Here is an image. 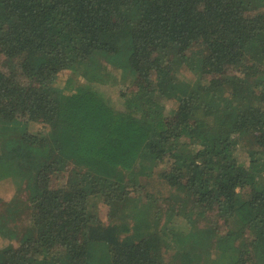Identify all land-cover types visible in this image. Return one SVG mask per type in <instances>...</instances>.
<instances>
[{
	"label": "trees",
	"instance_id": "obj_1",
	"mask_svg": "<svg viewBox=\"0 0 264 264\" xmlns=\"http://www.w3.org/2000/svg\"><path fill=\"white\" fill-rule=\"evenodd\" d=\"M16 120L0 264H264V0H0Z\"/></svg>",
	"mask_w": 264,
	"mask_h": 264
},
{
	"label": "rangeland",
	"instance_id": "obj_2",
	"mask_svg": "<svg viewBox=\"0 0 264 264\" xmlns=\"http://www.w3.org/2000/svg\"><path fill=\"white\" fill-rule=\"evenodd\" d=\"M116 56V55H115ZM117 57V56H116ZM172 57V54H169V58ZM103 60H106V58H103ZM100 63H109L110 66H114V60L111 58L110 61H99ZM33 65L32 61H27V68H31ZM112 68V67H111ZM176 66L174 67L175 70ZM121 70L113 69L112 71H117L118 76L111 79V82L109 83V87L114 88V94H118L119 91L122 89L124 90H136L141 87H144L146 84L142 82L140 78H137L134 76V74L129 69L120 68ZM229 71V70H228ZM67 73L60 74V80L63 82L66 80ZM108 86H105V89L108 90ZM177 102L171 101L168 103V108H174L176 107ZM22 128V129H21ZM24 130V127H22V123L20 121L16 120L13 122L8 123H2L0 124V211L3 212L1 209H7L13 208L14 205L18 206L20 198L23 201H26L27 193L25 186H19L16 183V180L18 178V175L15 174V172H11L8 170V167H3V163L7 162V160L10 159H18V163L24 167H27L26 165H30L31 167H38L41 165V162L43 159H38V161L33 160L29 156L28 151V145L21 144V136L22 131ZM20 138V139H19ZM24 152V153H23ZM28 164H26V163ZM45 163V161H43ZM22 163V164H21ZM28 168V167H27ZM12 174H14L12 176ZM25 211L21 214L16 215L15 221L17 222V225L20 229H23L24 226V217ZM21 216V217H20ZM20 217V218H19ZM9 220V219H8ZM211 222H202L199 224V227H202L206 229ZM10 225H8L9 227ZM12 226V225H11ZM1 230H6V228H1ZM0 230V231H1ZM8 230V229H7ZM21 232V230H20ZM4 236L0 235V261L3 260V252L1 251L2 248L6 247L11 250V246L15 247L18 242L21 240V234L16 229H13L12 231L4 232ZM25 237L27 235H24Z\"/></svg>",
	"mask_w": 264,
	"mask_h": 264
}]
</instances>
